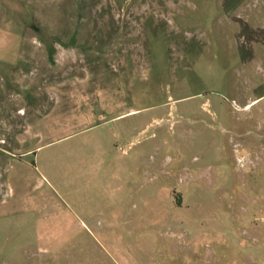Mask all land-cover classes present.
I'll return each mask as SVG.
<instances>
[{
  "label": "rangeland",
  "instance_id": "374dc122",
  "mask_svg": "<svg viewBox=\"0 0 264 264\" xmlns=\"http://www.w3.org/2000/svg\"><path fill=\"white\" fill-rule=\"evenodd\" d=\"M27 2L0 61V264H264V0ZM70 81L94 125L26 131Z\"/></svg>",
  "mask_w": 264,
  "mask_h": 264
},
{
  "label": "crops",
  "instance_id": "0c3cea01",
  "mask_svg": "<svg viewBox=\"0 0 264 264\" xmlns=\"http://www.w3.org/2000/svg\"><path fill=\"white\" fill-rule=\"evenodd\" d=\"M29 17L30 9L27 0H0V61L13 62L18 58L23 41V30ZM50 89L54 91V98L56 99L54 106L43 115L29 116L26 131H29L32 126L38 125V130L32 132V135L41 138L42 136H55L57 129L68 128L73 122L93 124V119L86 109V101L82 95L85 84L78 81L61 82ZM59 110L65 113L63 117L66 121L57 120L54 124H50L54 113ZM45 123L48 125L43 128L41 124L44 125ZM34 149L26 147L22 151L25 158L23 160L18 159V161L30 164L28 156L35 154L32 152ZM13 176L16 177L15 171L10 172V178Z\"/></svg>",
  "mask_w": 264,
  "mask_h": 264
},
{
  "label": "bare ground",
  "instance_id": "6f19581e",
  "mask_svg": "<svg viewBox=\"0 0 264 264\" xmlns=\"http://www.w3.org/2000/svg\"><path fill=\"white\" fill-rule=\"evenodd\" d=\"M243 108H244V109H245V108H248V105H246V106H245V107H243Z\"/></svg>",
  "mask_w": 264,
  "mask_h": 264
}]
</instances>
